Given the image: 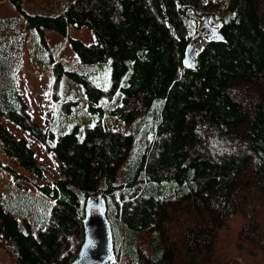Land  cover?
Returning <instances> with one entry per match:
<instances>
[{
    "label": "trees",
    "instance_id": "1",
    "mask_svg": "<svg viewBox=\"0 0 264 264\" xmlns=\"http://www.w3.org/2000/svg\"><path fill=\"white\" fill-rule=\"evenodd\" d=\"M8 1L22 17L0 18V118L59 161L52 184L29 192L15 183L0 195V247L15 264H71L93 199L111 229L110 264L122 255L131 264H264V0H74L55 15ZM204 23L224 40L199 38ZM70 27L89 28L95 42L68 37ZM45 30L67 37L80 64H109L104 91L50 56L53 88L68 75L96 105L97 123L82 138L77 126L42 130L19 90L23 57L45 44ZM197 36L189 70L183 59ZM116 91L121 104L109 113L127 133L101 118L100 101ZM0 152L44 178L27 140L1 120ZM237 217L242 263L222 242Z\"/></svg>",
    "mask_w": 264,
    "mask_h": 264
},
{
    "label": "rangeland",
    "instance_id": "2",
    "mask_svg": "<svg viewBox=\"0 0 264 264\" xmlns=\"http://www.w3.org/2000/svg\"><path fill=\"white\" fill-rule=\"evenodd\" d=\"M72 1L74 0H21L24 11L28 13L45 12L49 15L60 13ZM8 17H22V14L10 1L0 0V18ZM43 36L45 44L37 41L31 53L27 51L23 57L22 70L19 73V90L26 101L32 121L42 130L49 129L57 134L69 133L77 126L79 130L78 136L82 138L85 129L92 128L97 123V114H94V110H90V106L94 108L96 105L89 101L87 102L85 95L81 93L83 84L68 75H64L63 82L59 84L58 88H53L50 56L52 55L55 63L59 61L66 64L67 70L83 74L92 84L103 86L102 89L104 91H109L112 87L110 85L109 64L101 63L93 67H86L79 63L78 57L71 48L67 37L50 30H45ZM198 36L194 40L197 47L200 46ZM68 37L80 40L86 45L95 42L92 31L87 27H70L68 29ZM125 82L126 80L124 79L122 85ZM110 95V98L104 97L99 103V106L104 108L101 118L110 130L127 133L130 127L114 119L109 113L111 109L121 104L120 93L116 91L110 93ZM67 102H72L74 105H67ZM0 120L4 127L17 138L27 140L36 161L44 169V178L40 179L32 173L21 169L13 159L6 157L0 152V195L4 196L6 191H10L15 183L29 192L34 191L36 185L52 184L54 178L57 177L56 166L59 165L54 152L8 119L1 117ZM215 153L217 152L215 151ZM7 167L19 174V176L12 178L10 172L5 169ZM242 223H244L242 219L237 217L235 223L230 222V229L222 232V242L226 252L241 263L246 257L244 247L241 245L235 246V241L238 228ZM140 244H142V241L137 237L136 245ZM0 264H15L14 259L1 247ZM118 264H131V262L128 257L122 255Z\"/></svg>",
    "mask_w": 264,
    "mask_h": 264
},
{
    "label": "water",
    "instance_id": "3",
    "mask_svg": "<svg viewBox=\"0 0 264 264\" xmlns=\"http://www.w3.org/2000/svg\"><path fill=\"white\" fill-rule=\"evenodd\" d=\"M199 37L213 42L224 40L219 29L210 24H203L199 29ZM198 48L194 42L186 47L183 59L184 66L189 70L196 68ZM90 210H95L84 221V242L77 257L71 264H108L112 258L111 230L100 202L95 199L89 204Z\"/></svg>",
    "mask_w": 264,
    "mask_h": 264
},
{
    "label": "bare ground",
    "instance_id": "4",
    "mask_svg": "<svg viewBox=\"0 0 264 264\" xmlns=\"http://www.w3.org/2000/svg\"><path fill=\"white\" fill-rule=\"evenodd\" d=\"M83 228H84V226H83ZM83 242H84V239H83ZM83 242H82V244H83ZM82 244H81V246H82Z\"/></svg>",
    "mask_w": 264,
    "mask_h": 264
}]
</instances>
